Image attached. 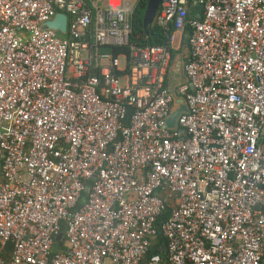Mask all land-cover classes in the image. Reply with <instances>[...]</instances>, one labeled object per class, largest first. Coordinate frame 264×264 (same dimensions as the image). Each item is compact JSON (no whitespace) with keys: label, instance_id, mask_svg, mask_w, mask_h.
Listing matches in <instances>:
<instances>
[{"label":"built area","instance_id":"1","mask_svg":"<svg viewBox=\"0 0 264 264\" xmlns=\"http://www.w3.org/2000/svg\"><path fill=\"white\" fill-rule=\"evenodd\" d=\"M141 1L0 0V264H264V0Z\"/></svg>","mask_w":264,"mask_h":264},{"label":"trees","instance_id":"2","mask_svg":"<svg viewBox=\"0 0 264 264\" xmlns=\"http://www.w3.org/2000/svg\"><path fill=\"white\" fill-rule=\"evenodd\" d=\"M147 0H143L139 3L135 10L134 14V28L133 36L130 39V43H135L137 46H159L164 45L167 42L168 34L165 33L162 29L157 26L150 27L148 30H145L143 27V18L147 7ZM102 51H113L114 55L125 54L128 52V47H119V48H109L102 47ZM169 214V210L165 211L162 218H166ZM61 243V242H60ZM58 243V245L60 244ZM158 245L162 244V239L158 238ZM158 245H153L149 250L148 257L154 253H163L162 250L158 248Z\"/></svg>","mask_w":264,"mask_h":264},{"label":"water","instance_id":"3","mask_svg":"<svg viewBox=\"0 0 264 264\" xmlns=\"http://www.w3.org/2000/svg\"><path fill=\"white\" fill-rule=\"evenodd\" d=\"M160 3L161 0H148L146 11L143 18V27L145 30H148L151 27ZM65 26H66V16L64 14L56 15L54 20L46 24V27L54 30H59L61 32L65 31ZM177 71L179 74L181 73L180 67H178ZM178 102L182 103L181 100H179ZM181 111H186V107L183 103L180 105L179 109L173 112L172 115L169 117L167 122L169 127H172L174 125L175 119ZM59 238L60 236L58 237V239Z\"/></svg>","mask_w":264,"mask_h":264},{"label":"rangeland","instance_id":"4","mask_svg":"<svg viewBox=\"0 0 264 264\" xmlns=\"http://www.w3.org/2000/svg\"><path fill=\"white\" fill-rule=\"evenodd\" d=\"M120 63L124 64V59L123 58H119Z\"/></svg>","mask_w":264,"mask_h":264}]
</instances>
